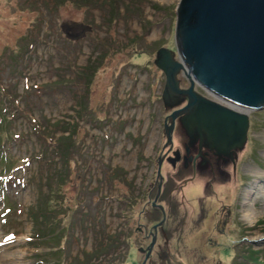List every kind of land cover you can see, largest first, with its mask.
Segmentation results:
<instances>
[{
  "label": "rangeland",
  "instance_id": "1",
  "mask_svg": "<svg viewBox=\"0 0 264 264\" xmlns=\"http://www.w3.org/2000/svg\"><path fill=\"white\" fill-rule=\"evenodd\" d=\"M177 2L0 0L1 147L13 159L0 174V264H141L174 109L154 60L160 47L176 56ZM173 137L180 146L178 124ZM235 152L161 166L165 218L145 264H264V108L249 111Z\"/></svg>",
  "mask_w": 264,
  "mask_h": 264
},
{
  "label": "water",
  "instance_id": "2",
  "mask_svg": "<svg viewBox=\"0 0 264 264\" xmlns=\"http://www.w3.org/2000/svg\"><path fill=\"white\" fill-rule=\"evenodd\" d=\"M174 41L176 56L170 48L160 47L154 60L164 74L163 102L174 104L186 97L185 104L170 111L169 123L164 121L167 142L179 116L189 136L193 130L200 138L204 133L217 154L228 155L247 138L249 111L264 108V0H178ZM178 73L188 86H180ZM160 169L161 156L151 204L162 217L152 225L141 264L165 218L163 205L156 201L163 178Z\"/></svg>",
  "mask_w": 264,
  "mask_h": 264
},
{
  "label": "flooded vegetation",
  "instance_id": "3",
  "mask_svg": "<svg viewBox=\"0 0 264 264\" xmlns=\"http://www.w3.org/2000/svg\"><path fill=\"white\" fill-rule=\"evenodd\" d=\"M201 90L207 94V92H205L204 89L201 88ZM185 102H186V97L183 96L174 104H165V103L164 104L166 106H171V109L173 108L175 109L181 107L183 104H185ZM166 122L169 123L168 119ZM176 124L180 126L183 134V138L182 141L180 142V146H176L174 143L173 132ZM163 133H164V141L162 143L161 152H160L161 166L164 163L167 164L169 163L170 166H175L179 164L180 168H190L192 170H196V169L206 168L207 166L211 165L213 158L215 159V163L217 164H219L220 161L230 160L231 162H233L235 160V153H236L235 150L237 148L232 149L231 153L228 155L217 154L215 150L212 148L211 143L207 141V139L205 138L204 133H203V137L200 138L198 132L196 130H193L191 136H189L185 131V129L181 126L179 116H177L174 120V126L171 131V142H167L164 126H163ZM199 144H200V149H199ZM139 248H141L142 250L146 249L143 248L142 245H140Z\"/></svg>",
  "mask_w": 264,
  "mask_h": 264
},
{
  "label": "trees",
  "instance_id": "4",
  "mask_svg": "<svg viewBox=\"0 0 264 264\" xmlns=\"http://www.w3.org/2000/svg\"><path fill=\"white\" fill-rule=\"evenodd\" d=\"M9 123H10V118H9V114L7 112V109L4 106V104L0 101V174L1 175H4L7 172H9V169L13 163L12 155H10L8 153H4L3 149L1 147L3 144V141H1V139L4 136H6V134H8V132H9ZM73 140H74V138H73ZM55 143H60V141L57 139ZM67 144H68V148H70L72 143L69 141ZM67 144L65 143L63 145V147L61 148V150L59 152H57L59 154V157L62 158L61 161L63 164H66V162H67L66 158H68L67 157V149H68ZM31 216L34 218L33 214H31ZM39 216H41V221L42 220L46 221V218H47L46 213L41 211L39 213ZM261 262L264 263V260H262Z\"/></svg>",
  "mask_w": 264,
  "mask_h": 264
},
{
  "label": "bare ground",
  "instance_id": "5",
  "mask_svg": "<svg viewBox=\"0 0 264 264\" xmlns=\"http://www.w3.org/2000/svg\"><path fill=\"white\" fill-rule=\"evenodd\" d=\"M251 208V207H250ZM243 216L244 217H250L252 214H254L253 213V210H252V208L251 209H248V208H246V207H244V209H243Z\"/></svg>",
  "mask_w": 264,
  "mask_h": 264
}]
</instances>
